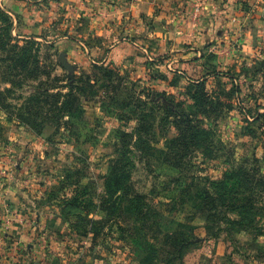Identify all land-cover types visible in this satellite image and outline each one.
<instances>
[{
	"label": "rangeland",
	"instance_id": "1",
	"mask_svg": "<svg viewBox=\"0 0 264 264\" xmlns=\"http://www.w3.org/2000/svg\"><path fill=\"white\" fill-rule=\"evenodd\" d=\"M21 1L11 9L9 3L0 0L1 10L12 22L10 45H15L18 52L19 47H26L35 62L29 65V72L14 78L20 86L13 87L2 71L6 61H0V90L4 92L0 101V232L12 235L15 215L24 209H28L25 214L38 217L35 244L41 252L27 258L24 264H147L142 259L148 256H157L150 264H264L254 260L253 248L247 245L256 230L234 223L233 220L242 222L237 212H225L223 222L196 218L187 223L182 221L189 212H174L170 216L180 219V223L169 225L156 241L152 229H144V225L136 229L140 224L128 215L129 205L103 187L104 176L115 165L122 166L135 188L147 193L149 201L162 199L157 195L161 192L159 185L149 189L164 179L160 176L156 180L153 173L172 171L161 165L159 151L168 149L177 135L174 125L178 122L160 102L149 103L147 96L151 93L156 97L162 91L174 93L155 87L154 81L158 78L178 84L174 69L169 78L165 72V68L169 72V67H173L168 64L170 50L200 47L203 40H192L200 34L208 46L214 44L212 51L207 49L204 53L205 57L215 49H227L231 61L222 67L217 56L214 55L216 62L208 58L217 66L206 72V90L212 101L217 98L222 105L205 108L208 114L204 117L200 113L195 118L200 128L211 131L212 145L196 147L192 154L194 175L218 180L225 170L248 158L247 166L251 162L252 167L259 168V177L264 180V164L259 165L254 159H261L264 153V118H256L258 112L264 113V0H165L177 7L174 18L162 23L167 26L164 30L169 43L164 54L140 48L145 57V78L110 62L92 59L83 64L65 53L63 44L52 42V38L65 39L61 35H69L70 27L75 39L78 33L74 27L83 29L86 19L96 18L95 9L123 5L130 0H79L81 9L77 0ZM76 10H81L77 17L65 15L69 11L77 13ZM67 20L72 22L68 25ZM45 22L50 27L40 30L48 31L36 34L34 28H39L35 24ZM150 24L153 33L155 25ZM182 37L187 43L177 40ZM60 53L72 64V70L61 65ZM6 55L2 51L0 57ZM221 72L234 76V80L217 75ZM29 74L34 77H25ZM77 75L81 79V95L77 94L76 109L64 115L57 129L52 121L42 130H33L14 113L26 104L37 105L32 99H39L43 107H51L55 98L47 99L40 93L48 90L49 94H63L68 78ZM45 80L54 88H41L40 82ZM234 85L241 89L239 94L233 93ZM139 99L147 103L136 102ZM196 111L188 107V112ZM13 183L22 187L17 191L27 203L20 205L8 198L5 188ZM256 194L257 205L264 206V190L257 189ZM87 206L90 210L85 215ZM84 216L88 218L85 222ZM255 221L256 228L264 230V214L257 215ZM212 233L216 236H209ZM178 235L189 237L188 243H192L181 261L169 257V244ZM260 238L264 240V235ZM132 240L139 242V248L133 246ZM155 244L158 250L153 249ZM11 264L18 262L11 260Z\"/></svg>",
	"mask_w": 264,
	"mask_h": 264
},
{
	"label": "trees",
	"instance_id": "2",
	"mask_svg": "<svg viewBox=\"0 0 264 264\" xmlns=\"http://www.w3.org/2000/svg\"><path fill=\"white\" fill-rule=\"evenodd\" d=\"M11 26L12 22L9 17L0 8V54L2 51L7 52L5 58L0 57V61L2 63L6 61L2 71L14 87L15 85H19L20 82H16L14 78L29 72V65L35 62L30 59L26 47H19L20 51L18 52L16 51L15 45H10L9 41L12 40L10 32ZM207 55L205 57L206 60L202 64L206 72L209 67L217 66L215 63H209L208 60V58H211L210 61L213 60V62H216V55L214 53ZM205 75L206 73L203 76ZM217 75L226 76L230 79V82L234 80V76L229 74L227 75L221 72ZM25 77L32 78L34 76L29 74ZM80 81L81 79L78 75L68 78L66 85H63V88H67V91L63 94L61 92L49 94L48 90H45L43 94L40 93V96L45 95L47 99L49 96L55 98L51 107H43L38 101L39 99H32L35 100L38 106L29 103L22 108L16 109L14 113H18L20 121H23V123L27 124L33 130H42L44 125L52 123V121H55L53 127L57 129L61 124V119H64V115L76 109L77 94L81 95ZM40 84L41 88H54V86H48V80L41 81ZM171 84L175 85L173 83ZM132 88H134V85ZM231 89L236 94H239L241 91L236 85ZM6 90L8 92L10 89ZM208 95L206 78L204 77L189 81L177 93L172 94L162 91L157 93V96L160 97L159 99H156L157 96L152 97L151 93L147 96L149 103L158 104L160 102L168 114L174 116L175 121L178 122L177 125H174L177 130V135L169 142L168 149L166 151H159L161 165L167 166L172 171L153 173L156 180H159L158 177L160 176H163L164 179L149 189V191L153 190L159 185L161 192L157 195H161L162 199H159L158 202L149 201L147 193L140 192L135 188L134 183L130 180L129 172L122 166L116 167L115 165L104 176L103 187L111 194L117 193L120 197V202H126L129 205L128 215L135 223L140 224L136 229H142L143 225L144 229H152L156 241L168 229L169 225L180 223V219L170 216L174 212L176 214H182L184 211L189 212L187 218L182 221L186 223L196 218L205 221L213 220L214 222H223L225 220V212H237L242 222H239V220H233V222L244 229L256 230L254 237L247 241V245L253 248L254 260L264 261V240L260 238L264 235V230L260 232V229L256 228L255 221L257 215L264 214V211H262L264 210V206L257 205L258 199L256 196L257 189H260L261 192L264 190V180L259 177V168L252 167L251 162L247 166L246 163L249 162V159L243 158L241 164L233 169L225 170L222 177L218 180H212L205 176H195L192 170L194 167L192 154L196 147L201 144L207 146L212 145V140L209 138L211 131L200 128L195 118L200 113L205 117L208 114L205 108H216L218 104L222 105L217 98L212 101V97ZM2 96H4V92L0 90V101ZM59 98L62 100L59 101ZM138 101H142V104L147 103L142 99L136 102ZM188 107L195 108L197 110L196 113L188 112ZM256 118L257 120L264 118V113L258 112ZM64 121L66 122V120ZM125 135L128 137L132 136V134L128 133H125ZM254 159L259 165L264 164V153L261 159L255 157ZM88 205H92L91 202ZM89 210L90 207L87 206L85 208L87 212L85 215H88ZM218 213H222V215L218 216ZM87 219L84 216L83 222ZM90 220L93 222L99 221L98 218H91ZM183 234L181 233V235ZM136 235H138L137 232ZM209 236H216V234L212 233ZM189 241H191L189 237L179 235L174 237V240H171L169 244V248H171L169 257L181 261L184 251L192 246V243H188ZM132 242L133 246L138 247L137 244L139 242H135V240H132ZM158 248L156 244L153 246L155 250H158ZM155 257L157 256H148L146 259H142V261L150 264ZM245 258H248V256Z\"/></svg>",
	"mask_w": 264,
	"mask_h": 264
},
{
	"label": "crops",
	"instance_id": "3",
	"mask_svg": "<svg viewBox=\"0 0 264 264\" xmlns=\"http://www.w3.org/2000/svg\"><path fill=\"white\" fill-rule=\"evenodd\" d=\"M4 3H9V7L14 9L22 1L4 0ZM77 7L81 9V2L79 4V0H77ZM174 7L173 4L166 3L165 0H130L123 5L116 4L110 6V8L101 6L95 9V12L98 11V14L95 13L96 18L86 19L83 29L81 27L79 28V26L74 27L75 32L78 33L75 39L71 35L72 27H70L69 35H61L66 37L65 39H60L59 37L56 39L52 38V42H56L57 45L58 43L63 44L66 50L65 53L73 55L76 60L83 64H86L92 59L94 62H110V64L123 67L124 70H134L132 74L145 78V57L142 50L145 47L149 48L153 54L165 53L166 45L169 43V37L164 30L167 26L162 25V23L165 22L164 19L169 22L174 18L173 14L175 15L177 9V7ZM73 8L71 7L70 9ZM76 11L77 13L67 11L68 14L66 13L65 15L70 16L71 13V17H77L81 13V10ZM67 21L68 25L70 24L69 22H72V20ZM45 23L44 25L35 24L34 27L39 28V30L34 28L36 34L42 33L43 30H40L41 27L42 29L46 26L50 27V24ZM150 23L155 25V31L153 33L150 30ZM44 29V33L48 31V29ZM200 35H194V38H192L195 43H200L203 40V44L200 47L198 45V48L185 47L182 50L178 47L170 50L171 58H169L170 61L168 64L173 65V67H169V72L165 68V72L169 78L172 75L170 72L173 71L171 69H174L175 73L179 76L180 81L178 84L172 85L169 83L170 80L165 81L157 78L154 81L155 87L162 89L168 88L175 93V91L178 92L179 90L177 88H183L182 86L187 83L186 79L194 81L207 77V75L203 76L206 73V70L202 67V64L206 60L204 53H206L207 49L208 51H212L211 47L214 44L208 46L209 43L204 41L202 34ZM182 39L187 43L185 38H177L179 42ZM177 40L175 42L176 46L179 43ZM82 45L83 49L81 47ZM220 48L224 49L222 47ZM226 50L223 52V50L215 49L212 52L216 53L214 54L218 58L217 62L221 63L222 67L231 61L230 54L226 53ZM16 186L15 184H10L8 188H5L10 194L8 198L14 199L17 201L16 203L23 205L27 201L24 200L22 193L17 191L18 188L21 189L22 187L19 185ZM27 210L24 209L23 213L15 215V229L12 230V235L6 236L4 234L5 232H0V264H11V260L16 261V263L18 262V264H24L27 258L34 257L37 253V255L40 254L41 251H38L36 248L35 242L37 239L35 238L34 231V227L39 224L37 222L38 217L34 216L32 218V216L25 214ZM6 239L9 241L7 240L6 242ZM10 240L14 242L11 249L8 247L11 244ZM11 252L13 254H10Z\"/></svg>",
	"mask_w": 264,
	"mask_h": 264
},
{
	"label": "water",
	"instance_id": "4",
	"mask_svg": "<svg viewBox=\"0 0 264 264\" xmlns=\"http://www.w3.org/2000/svg\"><path fill=\"white\" fill-rule=\"evenodd\" d=\"M58 57H59V60H60L61 65L64 68H66L68 70H72L73 69L72 64H70L69 62H67V60L65 58V55L63 53H60Z\"/></svg>",
	"mask_w": 264,
	"mask_h": 264
}]
</instances>
